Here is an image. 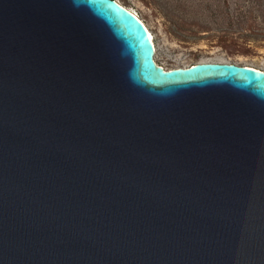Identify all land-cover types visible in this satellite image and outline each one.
Listing matches in <instances>:
<instances>
[{"label": "water", "instance_id": "water-1", "mask_svg": "<svg viewBox=\"0 0 264 264\" xmlns=\"http://www.w3.org/2000/svg\"><path fill=\"white\" fill-rule=\"evenodd\" d=\"M154 53L116 0H0V264H264V71Z\"/></svg>", "mask_w": 264, "mask_h": 264}, {"label": "rangeland", "instance_id": "rangeland-1", "mask_svg": "<svg viewBox=\"0 0 264 264\" xmlns=\"http://www.w3.org/2000/svg\"><path fill=\"white\" fill-rule=\"evenodd\" d=\"M153 35L165 68L199 60L264 69V0H120Z\"/></svg>", "mask_w": 264, "mask_h": 264}, {"label": "bare ground", "instance_id": "bare-ground-1", "mask_svg": "<svg viewBox=\"0 0 264 264\" xmlns=\"http://www.w3.org/2000/svg\"><path fill=\"white\" fill-rule=\"evenodd\" d=\"M119 4H121L122 6H124V7H126L128 10H130L131 12H133L143 23H144V21L139 17V14H137L136 13V11L135 10H133L132 8H130V7H127V6H125V5H123L121 2H120V0H116ZM144 25H145V27H146V29H147V32H148V34H149V37L152 39V41H153V35H152V33L150 32V30H149V28L146 26V24L144 23ZM155 43V42H154ZM155 61H156V63L158 64V65H161L160 63H158V61H157V59L155 58ZM200 61H206V60H200ZM217 61H222L221 59L220 60H218L217 59ZM162 66V65H161ZM246 66H249V67H252V68H255V69H259V70H262V71H264V69L263 68H258V67H255V66H253V65H246ZM163 67V66H162ZM164 68V67H163ZM165 69V68H164Z\"/></svg>", "mask_w": 264, "mask_h": 264}, {"label": "flooded vegetation", "instance_id": "flooded-vegetation-1", "mask_svg": "<svg viewBox=\"0 0 264 264\" xmlns=\"http://www.w3.org/2000/svg\"><path fill=\"white\" fill-rule=\"evenodd\" d=\"M200 61V60H199ZM206 61H213V60H206ZM197 63V62H196ZM195 64V63H194ZM189 65H192V64H189ZM188 66V65H186ZM164 67V66H163ZM165 68V67H164ZM165 69H168V68H165Z\"/></svg>", "mask_w": 264, "mask_h": 264}]
</instances>
